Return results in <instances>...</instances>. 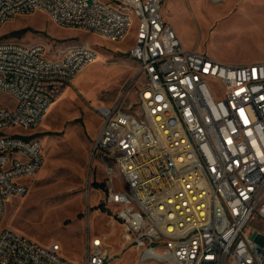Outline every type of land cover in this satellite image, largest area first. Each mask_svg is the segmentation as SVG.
<instances>
[{"label": "built area", "instance_id": "obj_1", "mask_svg": "<svg viewBox=\"0 0 264 264\" xmlns=\"http://www.w3.org/2000/svg\"><path fill=\"white\" fill-rule=\"evenodd\" d=\"M35 13L112 42L137 25L135 101L97 110L104 203L123 249L161 263L264 264V62L231 66L187 50L161 0H0V29ZM48 55L0 37V92L16 102L0 105V264H76L59 244L2 226L7 203L29 193L45 163L32 133L98 59L87 45ZM114 258L105 238L88 239L84 264Z\"/></svg>", "mask_w": 264, "mask_h": 264}, {"label": "rangeland", "instance_id": "obj_2", "mask_svg": "<svg viewBox=\"0 0 264 264\" xmlns=\"http://www.w3.org/2000/svg\"><path fill=\"white\" fill-rule=\"evenodd\" d=\"M161 1L165 20L187 50L231 66L264 62V0ZM136 29L135 24L123 41L112 42L60 27L45 13L17 18L0 29L3 40L10 36L25 45H42L52 59L83 45L98 55L32 133L44 146L45 163L29 193L7 203L2 225L42 247L59 244L62 256L76 264L85 263L88 239L94 236L105 238L114 255L108 264H173L144 261L135 249H123V228L104 203L106 168L95 152L102 126L97 110L134 102L143 81L130 55ZM15 104L0 92L1 106Z\"/></svg>", "mask_w": 264, "mask_h": 264}, {"label": "bare ground", "instance_id": "obj_3", "mask_svg": "<svg viewBox=\"0 0 264 264\" xmlns=\"http://www.w3.org/2000/svg\"><path fill=\"white\" fill-rule=\"evenodd\" d=\"M96 61H97V60H96ZM84 72H85V71H84ZM84 72H83V73H84ZM51 111H52V109H50V110H49L48 114H50V113H51Z\"/></svg>", "mask_w": 264, "mask_h": 264}, {"label": "trees", "instance_id": "obj_4", "mask_svg": "<svg viewBox=\"0 0 264 264\" xmlns=\"http://www.w3.org/2000/svg\"><path fill=\"white\" fill-rule=\"evenodd\" d=\"M37 137H39V136H37Z\"/></svg>", "mask_w": 264, "mask_h": 264}]
</instances>
